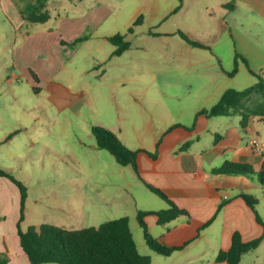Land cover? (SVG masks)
Instances as JSON below:
<instances>
[{"label":"rangeland","instance_id":"rangeland-1","mask_svg":"<svg viewBox=\"0 0 264 264\" xmlns=\"http://www.w3.org/2000/svg\"><path fill=\"white\" fill-rule=\"evenodd\" d=\"M80 1H49L50 22L43 36L36 35L28 42H33L29 56L21 54V40L13 49L12 26L0 16V169L26 188L21 230L44 223L81 229L128 216L135 244L143 255L149 249L131 216L125 169L107 151L97 149L91 127L107 129L129 147L149 146L160 131L156 117H162L161 111L151 101H147V111L143 110L135 98L144 92L152 96L162 89L161 75L156 77V85H118L114 80L121 70L113 62L145 65L147 73L160 74L164 62L192 61L183 37L164 34L174 31L171 18L160 28H151L146 17L133 27L132 34L127 33L139 15L135 14L140 0H99L98 18L92 22L82 15L91 3ZM191 18H196L195 14L185 16L183 25ZM27 26L35 28L34 33L42 29L32 23ZM115 34L124 35L130 43L120 56H112L115 48L107 41ZM208 45L215 46L219 59L207 57L206 51L203 62H233L235 54L250 67L264 62V29L257 28L253 20L245 18L243 29L229 31ZM40 70L47 73L37 78ZM178 76L168 75L170 86L179 83ZM249 76L243 69L235 87H247ZM151 107L154 119L148 112ZM18 202L16 219L13 213L0 215L10 222L14 219L15 230L20 216ZM259 213L264 215V209Z\"/></svg>","mask_w":264,"mask_h":264},{"label":"crops","instance_id":"crops-1","mask_svg":"<svg viewBox=\"0 0 264 264\" xmlns=\"http://www.w3.org/2000/svg\"><path fill=\"white\" fill-rule=\"evenodd\" d=\"M30 1L32 0H0V16L6 17L14 32L13 49L17 46L16 42L21 40L19 50L22 47L23 56H29L27 53L33 42H28L36 35L43 36L51 19L49 17L43 24H32L42 28L40 32L34 33L35 28L27 26L28 22L21 18L18 10ZM49 1L46 4L47 10ZM84 1L81 0V4ZM89 2L91 5L84 7L86 9L82 15L92 22L94 18H98L100 10L97 5L100 1ZM136 11L135 15L139 14L136 19L142 17L143 23L147 17L151 28H160L171 18L174 31H166L164 34L188 36L189 41L202 45L194 47L184 40L189 50L188 58L192 62H164L166 66L158 70L160 74L153 71L147 73L145 65L130 66L132 62L112 64L120 66L121 71L114 80L118 85H156V77L161 75L162 89L155 91L152 96L144 92L135 98L141 109L146 110L147 101H151L161 111L162 117H156L161 126L159 133L147 147H129L120 140L127 148L140 150L136 158L137 173L129 165L123 167L128 179L127 193L133 208L132 218L136 220L138 211L167 208V204L152 193L147 185L163 191L179 209L186 212V215L162 226L157 224L155 215H146L144 222L153 238L162 237L169 246L181 249L164 257L148 248L149 252L143 255L150 258L151 264H227L216 261V256L219 251L229 249L234 233H239L243 242L264 235V226L256 221L254 213L240 197L245 194L256 199V211L264 223V215L259 213V209H264V176L259 177L264 165V117L250 118L242 126L238 114L207 118L199 114V111L212 107L228 89L243 90L235 87L236 78L243 69L248 71L247 68H250L264 79V62L257 63L255 67H250L249 62L247 66L244 62H239L236 74L228 76L233 62H203L207 59L203 53L208 51L207 57L219 59L215 46L208 45V42L218 41L220 36L229 31L243 29L245 18L253 20L257 28L264 29V0H140ZM191 14H195L196 18L188 19L187 25H183L181 20ZM2 39L0 34V41ZM44 40L41 42L42 46ZM126 68L132 71L126 72ZM37 73L39 78L47 72L40 70ZM173 73L179 75V83L170 86L168 75ZM52 75L53 73L50 77ZM256 81L251 75L245 81L246 86H252ZM153 109L151 107L148 111L152 118ZM17 132L16 130L15 133ZM253 141H256L258 150H255ZM224 162L246 165L251 168L252 174L212 175L211 171ZM2 179L0 215L13 213L16 219L19 191L5 178ZM123 217L128 218L130 229V217ZM0 255L6 260V264H29L19 247L14 219L11 222L8 218L0 219ZM240 264H264V239L255 250L241 256Z\"/></svg>","mask_w":264,"mask_h":264},{"label":"trees","instance_id":"trees-1","mask_svg":"<svg viewBox=\"0 0 264 264\" xmlns=\"http://www.w3.org/2000/svg\"><path fill=\"white\" fill-rule=\"evenodd\" d=\"M48 0H32L22 7H19V14L23 20L32 24H43L49 20V11L46 9ZM142 23V17H138L127 33L133 32V27ZM185 41L194 47L202 45ZM107 41L114 46L112 56H120L129 49L130 43L124 35L115 34L107 38ZM238 59L247 66V62L238 54L234 55L233 68L227 73L234 76L238 69ZM248 72L257 81L252 86L243 90L228 89L219 100L209 109L199 111V114L207 118L219 116H231L238 114L241 117L240 124L244 126L250 118L264 117V79L250 68ZM91 133L95 145L99 150L107 151L113 156L116 163L122 167L131 166L137 173L136 158L140 150H131L110 131L99 126H92ZM151 157L154 155L149 154ZM215 176H235L252 174L251 168L240 163L224 162L219 168L211 171ZM264 176V165L259 177ZM0 177L7 178L19 191L20 195V216L16 224V232L19 247L26 255L29 264H151L148 256L141 255L136 247L131 234L127 217L111 219L96 227H85L81 229H66L51 224H41L37 227L30 226L21 230L22 210L26 198V188L5 170L0 169ZM147 188L162 199L167 208L159 211H138L136 220L143 232V238L147 247L154 253L167 257L181 247L169 246L162 237L153 238L147 230L144 222L146 215H155L158 225H166L186 212L179 209L161 190L147 185ZM245 204L254 213L256 221L264 226L256 211L257 201L253 197L241 194ZM222 205L219 206V209ZM264 235L243 242L239 233L231 237V245L226 251H219L216 261L227 264H240V259L246 252L255 250ZM0 264H6V260L0 257Z\"/></svg>","mask_w":264,"mask_h":264},{"label":"built area","instance_id":"built-area-1","mask_svg":"<svg viewBox=\"0 0 264 264\" xmlns=\"http://www.w3.org/2000/svg\"><path fill=\"white\" fill-rule=\"evenodd\" d=\"M253 145L255 146V150H258L259 148L256 145V141H253Z\"/></svg>","mask_w":264,"mask_h":264}]
</instances>
